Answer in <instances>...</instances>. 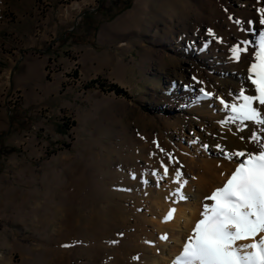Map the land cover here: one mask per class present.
<instances>
[{
	"label": "rangeland",
	"instance_id": "374dc122",
	"mask_svg": "<svg viewBox=\"0 0 264 264\" xmlns=\"http://www.w3.org/2000/svg\"><path fill=\"white\" fill-rule=\"evenodd\" d=\"M260 8L264 0H0V71L1 53L15 60L17 40L42 35L35 52L77 54L84 80L67 104L26 106L27 115L6 86L0 264H147L142 255L173 264L212 203L205 198L243 159L208 140L233 134L240 121L224 105L239 104L241 88L254 92ZM120 20L114 43L99 44L98 26ZM245 42L236 61L231 48ZM109 55L107 71L84 73V59ZM259 133L260 150L264 126ZM188 204L186 223L164 218Z\"/></svg>",
	"mask_w": 264,
	"mask_h": 264
},
{
	"label": "snow or ice",
	"instance_id": "6c2138e0",
	"mask_svg": "<svg viewBox=\"0 0 264 264\" xmlns=\"http://www.w3.org/2000/svg\"><path fill=\"white\" fill-rule=\"evenodd\" d=\"M258 11L260 24L264 25V8ZM209 35H214L211 30ZM247 44L233 46L232 58L239 61L241 54L248 51ZM256 44L255 62L248 68V80L254 86V92L246 94L241 88L238 96L241 102L224 106L231 109V120L264 126V30L258 32ZM201 92L205 97L211 95L203 89ZM220 103L224 104V101ZM252 139L258 137L253 133ZM216 147L224 151L220 145ZM224 154L228 159H243L224 185L205 198L212 203L203 205L201 219L173 264H264V144L257 152ZM164 173L168 174L167 168ZM176 175H180L179 171ZM178 194L181 200L186 199L179 189ZM174 212L175 209L170 210L166 219H171ZM241 241L249 242L238 243Z\"/></svg>",
	"mask_w": 264,
	"mask_h": 264
},
{
	"label": "crops",
	"instance_id": "0c3cea01",
	"mask_svg": "<svg viewBox=\"0 0 264 264\" xmlns=\"http://www.w3.org/2000/svg\"><path fill=\"white\" fill-rule=\"evenodd\" d=\"M17 23V22H16ZM121 20L112 25L100 27L98 26L96 32V40L105 43H114L116 35L121 29ZM30 28L32 25L29 23ZM29 28V29H30ZM22 32H24L22 30ZM0 44L5 45L6 42L0 38ZM42 44H44L43 36L31 38L27 41H16L15 49L23 50L22 53L15 55V60L10 58L7 53H1L2 61L6 64L0 71V132L2 130H8L9 119L6 117L7 105H6V86H11L14 90H17L22 97L20 106L15 108V112H22L27 115V111L24 109L26 106L32 105H45L50 101L58 104H67L71 96L74 95V89H62V71L53 72L51 77L47 76L45 68L49 60H54L59 67H63L68 63V59L62 55L52 54L47 51L44 54L35 52L40 50ZM105 61L101 62L100 58H96L89 66L87 59L83 60L82 68L84 73L94 77L101 74L103 71H107L112 67L113 57L105 56ZM20 60V61H19ZM19 61V62H18ZM18 65L16 66V64ZM85 63V65H84ZM49 77L50 80H47ZM62 101V102H61ZM32 115V112L28 113ZM17 120V119H16ZM12 126V125H11ZM33 127V126H32ZM14 128V126H12ZM5 155V154H4ZM18 155V153L16 154Z\"/></svg>",
	"mask_w": 264,
	"mask_h": 264
},
{
	"label": "bare ground",
	"instance_id": "6f19581e",
	"mask_svg": "<svg viewBox=\"0 0 264 264\" xmlns=\"http://www.w3.org/2000/svg\"><path fill=\"white\" fill-rule=\"evenodd\" d=\"M213 106H216V105H213ZM209 112L212 113V114L217 112V115H215V116L218 117V115L220 114V109L217 110L216 108H214V109L211 108V110H209ZM205 113H207V112H205ZM215 119H217V118H215ZM261 128H263L262 125H257V124H255L253 122H244V123L240 122V123H238L235 131H233L232 135H227V136H223V137L222 136H218L217 140H208V141L210 142V144H212V146L214 148V149H212V151L216 152V153H220V149H218L216 147V145H220L221 146L222 144L223 145L227 144L228 145L227 149L231 148L233 151H241L244 148H247L249 150H254V149H258V145L256 144L257 140H253L252 139V134L254 133L258 137L260 135L259 131H260ZM206 139H204V141H207ZM191 209H193V204H188L186 209L179 208L177 210V212L173 213L174 216H172L173 217L172 219H174L176 221V223H178L181 220L184 223H186L188 221V216H187L186 211L187 210H191ZM168 213H169V211H168ZM168 213H166V215L164 216L165 219H166V216H167ZM166 220H168V219H166ZM174 225H176V224H173V226ZM244 243H247V242H244ZM153 250L156 251L155 250V246H154ZM142 258H143V261L145 260V263H147V264H160V262L157 259H154L153 261H150V259H148L145 255H142L141 257H139V263L142 260Z\"/></svg>",
	"mask_w": 264,
	"mask_h": 264
},
{
	"label": "built area",
	"instance_id": "2783aa9c",
	"mask_svg": "<svg viewBox=\"0 0 264 264\" xmlns=\"http://www.w3.org/2000/svg\"><path fill=\"white\" fill-rule=\"evenodd\" d=\"M55 70H58L57 63L54 60H49L45 68L47 76L51 77L52 73ZM59 70L62 71L61 87L63 90L76 88V87L81 88L84 86V80L81 76L82 72L80 70V63L77 54L72 53L68 60V63L63 67H60ZM14 104L15 102H13V105H10L9 107L14 106Z\"/></svg>",
	"mask_w": 264,
	"mask_h": 264
},
{
	"label": "trees",
	"instance_id": "16d2710c",
	"mask_svg": "<svg viewBox=\"0 0 264 264\" xmlns=\"http://www.w3.org/2000/svg\"><path fill=\"white\" fill-rule=\"evenodd\" d=\"M129 2H130V1H127V3L125 4V7L128 5ZM113 88H114L116 91L120 92V89H119L116 85H113Z\"/></svg>",
	"mask_w": 264,
	"mask_h": 264
}]
</instances>
